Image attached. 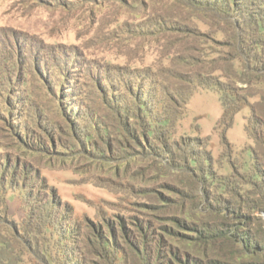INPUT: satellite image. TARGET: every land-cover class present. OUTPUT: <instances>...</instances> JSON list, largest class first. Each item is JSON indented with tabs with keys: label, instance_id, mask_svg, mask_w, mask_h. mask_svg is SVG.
Segmentation results:
<instances>
[{
	"label": "rangeland",
	"instance_id": "1",
	"mask_svg": "<svg viewBox=\"0 0 264 264\" xmlns=\"http://www.w3.org/2000/svg\"><path fill=\"white\" fill-rule=\"evenodd\" d=\"M183 8L179 0H0V215L14 221L23 233L28 229L37 234L53 257H62L59 236L61 244H66L65 252L76 245L58 229L79 227L77 244L82 253L98 260L95 248L88 244L91 228L97 230L98 225L106 227L111 222L119 233L123 222L133 241L134 223L150 218L138 202L155 203L158 196L163 199L158 190L167 181L178 188L192 186L186 175L157 167L140 155L138 147L125 146L117 136L113 115L118 107L112 103L113 97L134 109L133 95L141 88L148 107L152 106V118L167 113L175 118L168 126L169 140L197 136L211 154L218 174L231 172L228 159L245 173L241 164L249 162L253 144L245 130L250 116L247 107L235 114L226 132L232 145L227 157L217 126L222 114L217 90L195 87L187 102L172 114V105L166 108L159 103L167 93L151 83L156 77L150 74L158 75L160 67L172 65L163 52L179 47L166 39L170 27L182 20L189 26L195 24L193 14L189 12V17ZM172 66L184 72L182 65ZM170 80L164 82L169 88ZM176 83L181 89L190 86L179 80ZM237 86L254 92L260 87L240 82ZM69 110L78 113L79 125L90 126L85 131L93 133L94 143L100 147L98 155L85 144L83 149L82 140L75 145L70 141L65 114ZM98 122L107 128L102 141L97 136L101 132ZM22 134H27V143ZM72 139L74 143L78 140L74 135ZM45 143L48 150L38 147ZM147 187L152 188L151 195L145 194ZM38 190L39 199L52 197L58 203V222L51 223L50 231L44 227L41 212L31 209L37 207ZM184 204L187 210L196 207L192 201ZM198 218L201 222L212 219L206 215ZM146 251L152 254L150 244ZM77 257L69 255L72 264ZM140 261L129 257L126 263Z\"/></svg>",
	"mask_w": 264,
	"mask_h": 264
},
{
	"label": "trees",
	"instance_id": "2",
	"mask_svg": "<svg viewBox=\"0 0 264 264\" xmlns=\"http://www.w3.org/2000/svg\"><path fill=\"white\" fill-rule=\"evenodd\" d=\"M179 3L186 14H193L195 24L189 26L182 20L170 27L166 39L179 47L171 52L172 46L162 56L169 55L170 64L182 65L184 72H177L172 65L162 66L160 74H150L156 77L151 83L167 93L159 103H164L166 108L172 105V114L179 104L187 102L195 87L217 90L222 106L217 126L221 127L220 142L227 157H230L232 145L226 132L232 127L235 114L247 107L250 116L245 130L253 144L249 147V162L241 164L245 173L228 159L227 167L231 172L218 174L212 167L211 154L197 136L169 140L168 126L175 118L169 113L157 120L152 118L149 109L152 106L148 107L141 88L133 95L134 109L125 103L121 105L120 100L113 97L112 103L118 107L113 115L119 130L116 133L123 138L125 146L138 147L140 155L150 163L156 162L157 167L186 175L192 186L178 188L167 181L162 183L166 187L158 190L163 199L158 196L155 203L138 202L145 207L140 208L141 211L154 222L147 218L143 223H134L136 239L133 241L123 222L119 224L120 234L111 222H107L106 227L98 225L97 230L91 228L92 238L88 239V244L95 248L98 260H91L89 255L82 253L77 244L79 227L69 228L70 231L58 229L76 243L67 248L69 254H66V244L60 242L62 236L56 238L62 256L58 258L40 244L37 234L28 229L23 233L14 221L0 215V264H72L70 254L78 255L73 264H127L129 257L139 258L141 264H264V2L179 0ZM167 78L172 81L170 88L164 85ZM176 80L190 86L181 89ZM238 82L247 86L256 83L260 87L254 92L238 87ZM148 95L153 97V94ZM65 114L73 145L80 139L83 149L85 144L93 155H98L96 150L100 147L94 143L93 133L85 131L90 126L77 123L80 117L75 118L78 114L75 110H69L68 114L65 111ZM97 124L101 131H97V136L102 141L100 137L104 139L102 133L107 128L104 122ZM73 135L78 139L76 143ZM23 137L27 143V134ZM38 147L49 149L46 143ZM150 187L146 188V195H151ZM36 194L37 207L31 206V209L41 212L46 222L44 227L50 231L51 223L58 222L59 213L55 211L58 203L52 197L39 199V190ZM187 200L195 203L194 210L184 207ZM199 215L212 219L201 222ZM71 234L74 237H70ZM149 244L150 255L146 251Z\"/></svg>",
	"mask_w": 264,
	"mask_h": 264
}]
</instances>
